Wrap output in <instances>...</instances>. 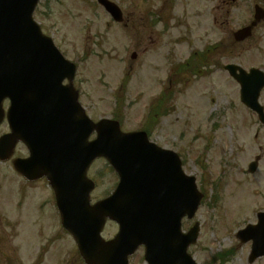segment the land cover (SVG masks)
Here are the masks:
<instances>
[{
  "label": "rangeland",
  "instance_id": "rangeland-1",
  "mask_svg": "<svg viewBox=\"0 0 264 264\" xmlns=\"http://www.w3.org/2000/svg\"><path fill=\"white\" fill-rule=\"evenodd\" d=\"M111 1L126 15L139 14L142 21L151 11L164 16L169 22L166 47L152 46L146 52L148 35L136 36L131 29L119 28L96 0H48L41 2L34 14L43 32L78 66L75 87L94 121L113 118L116 97L122 95L118 90L131 71L122 130H142L153 98L167 85L172 69L196 52L225 44L216 51L211 68L193 74L190 80L192 72L186 71L182 83H174L169 111L159 117L150 139L176 151L184 171L196 177L204 193L197 217L183 224L185 232L196 222L201 226L199 241L190 249L195 261L222 264L217 256L233 251L234 256L223 264H248L251 244H240L236 233L255 222L256 212L264 211V166L255 176L248 175V165L264 148V128L241 103L240 87L224 67L235 63L247 70L264 68V43L263 53L259 43L262 30L245 48L232 52L229 45L233 32L248 24L245 19L253 12L255 2L179 0L170 9L163 0ZM134 53L136 59L132 58ZM260 102L264 105V92ZM7 131L5 122L0 136ZM27 156V149L20 144L9 162L0 163V234L7 237L4 243L0 240V264H6L12 256L11 264L20 257L18 264H83L74 239L61 227L49 184L41 181L29 185L17 177L13 160ZM89 177L96 183L92 203L109 196L118 183L104 160L93 165ZM117 231L115 224L108 223L103 237L112 239ZM17 244L20 255H13ZM7 254L11 257H4ZM130 264H145L143 249ZM255 264H264V258Z\"/></svg>",
  "mask_w": 264,
  "mask_h": 264
},
{
  "label": "water",
  "instance_id": "water-1",
  "mask_svg": "<svg viewBox=\"0 0 264 264\" xmlns=\"http://www.w3.org/2000/svg\"><path fill=\"white\" fill-rule=\"evenodd\" d=\"M39 1L0 0V100H11L12 130L0 141L1 161L12 156L18 142L27 146L30 158L16 160L14 167L28 181L48 179L63 226L74 236L86 264H128L141 245L146 247L148 264H194L187 250L199 230L195 227L182 235L181 220L193 218L200 205L195 179L182 173L176 155L157 152L145 133L123 134L117 122L95 125L88 119L73 86L76 66L33 21ZM98 1L116 20L120 18L113 4ZM250 31H241L238 40L250 36ZM226 70L241 84L243 103L264 123L259 104L264 75L256 70L247 74L235 66ZM65 80L68 86L63 85ZM94 132L98 139L89 143ZM168 156L170 164L155 163ZM99 157L118 172L121 184L113 197L91 207L94 185L87 171ZM107 218L120 225V233L105 243L100 234ZM247 234L255 241V252L264 254V227L241 232L240 237Z\"/></svg>",
  "mask_w": 264,
  "mask_h": 264
},
{
  "label": "flooded vegetation",
  "instance_id": "flooded-vegetation-1",
  "mask_svg": "<svg viewBox=\"0 0 264 264\" xmlns=\"http://www.w3.org/2000/svg\"><path fill=\"white\" fill-rule=\"evenodd\" d=\"M168 2L169 0L166 2V4H168ZM134 14L135 13L132 12L131 15L126 17L125 22L127 25L124 26L125 28H128L129 24H132L134 22ZM154 20H156L155 11H151L147 19V25L142 23L141 26H138L137 28L138 33H144L145 31L141 32V29L144 28L146 30V34L148 35L147 39L150 42L151 47L162 45L163 48H165L166 47V36H168L169 29H166L164 22L162 20H159V22L156 25L154 24ZM151 22H152V27H151ZM159 25L162 26L161 30L159 28L160 27ZM133 28L135 27L133 26ZM255 29H260L264 33V19L258 24V26ZM244 43L245 42H243L242 44ZM262 43H264V41L260 42V45H262ZM165 101L166 100H163L162 104H164ZM3 106L8 107L9 102L5 101Z\"/></svg>",
  "mask_w": 264,
  "mask_h": 264
}]
</instances>
